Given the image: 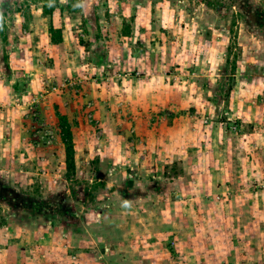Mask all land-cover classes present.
<instances>
[{
  "label": "rangeland",
  "instance_id": "1",
  "mask_svg": "<svg viewBox=\"0 0 264 264\" xmlns=\"http://www.w3.org/2000/svg\"><path fill=\"white\" fill-rule=\"evenodd\" d=\"M68 1L0 0V75L15 70L5 81L0 76V166L5 169L0 174L7 193L0 198V237L9 232L3 228L9 225L5 216L20 212L14 188L21 184L28 197L25 211L43 202L33 196L66 206L71 217L66 252L43 248L48 246L39 240L30 250L0 251V264H6L3 258L8 264H264V0H72L73 11L45 14V4L53 9ZM139 11L152 21L144 22L151 48L143 50L158 52L161 75L171 88L166 98L171 96L174 105L155 112L162 118L127 111L125 122L98 121L87 102L78 101L79 91L67 86L69 75L62 77L60 71L67 58L76 60L69 67L73 72L80 68L77 60H88L92 39L102 30L118 38L109 44L113 51L130 52L131 41L120 38L132 34ZM49 22L61 30V43H48ZM10 40L19 53L13 61L2 51L3 44L12 46ZM88 63L85 70L98 68L97 62ZM41 77L47 85L38 84ZM49 77L57 84H49ZM117 118L124 121L121 113ZM65 122L73 134L74 172L66 165ZM128 147L139 154L126 161ZM21 148L53 150L56 178L44 179L49 174L38 171L42 175L32 187L20 182L14 168L30 158ZM123 162L132 165L119 168L121 185L140 176L139 184L159 186L154 199L169 220L165 227L175 233L166 231L160 245L146 235L138 243L135 239L136 246L113 253L92 246L78 257L77 239L89 234L85 226L97 233L110 227L100 219L83 225L81 202L107 195L106 184L97 179L110 177L109 168ZM49 181L53 185L45 188ZM146 186L149 200L151 187ZM149 209H141L147 220L135 222L151 225Z\"/></svg>",
  "mask_w": 264,
  "mask_h": 264
},
{
  "label": "crops",
  "instance_id": "2",
  "mask_svg": "<svg viewBox=\"0 0 264 264\" xmlns=\"http://www.w3.org/2000/svg\"><path fill=\"white\" fill-rule=\"evenodd\" d=\"M140 7H142V5H140ZM118 18L119 17L117 16V19ZM134 22L135 24H133L132 34L130 36L123 35L120 38L122 41L128 40V43L131 41L132 46L130 48V52L123 51L118 54L113 51V48L109 44H113L116 41L115 38L117 37L112 35L104 36L102 34L106 30H102V34H98V36L93 37L92 39L91 47L93 52L87 53L89 54L87 58L88 60L85 62L77 60L80 63H77L80 68L73 72L74 70H71L69 67L76 60H70L67 58L65 63L66 66H63V70L60 71L62 77L64 74L69 75L66 77V81L68 82L67 86L73 87V90L76 88L77 92L79 91L81 99H78V101L80 103L81 100H83V102L85 101V103L87 102L88 111H91L90 115L96 117L98 121L107 120L109 123L119 121L125 122L127 121V111L133 115H144V117L148 119H151L153 116L162 118L159 117V113L156 114L155 112H159L160 107H164L166 104L174 105L171 104L174 103L171 99V96L166 98L165 91H170L171 88L167 84L165 77L161 75L162 68L160 65V60L157 58L158 52L152 55L150 54V51L145 53L143 50L144 47L148 49L151 48V40H147L148 33L146 32L148 31L143 30L149 28V25L147 23L144 24V22L152 21L144 17V15H142L139 11V17H136ZM50 23L51 22H49V25ZM120 23L121 25L123 24L122 22ZM37 34L39 33L36 31L35 35ZM35 37L37 40V36ZM39 38H44V36H39ZM10 41L11 44L13 43L12 46L3 44L2 51L3 54L5 52L7 55L10 54L8 60L13 61L14 59L16 60L15 57L18 56L19 53L15 50V43L12 42V40ZM47 41L50 43L51 39L48 38ZM123 44H125V42H123ZM136 44H139L142 47L141 50L143 51L136 50ZM124 46L125 45H123V48ZM128 46L129 45H127L126 48ZM155 49L156 47L153 49L154 52L157 51ZM40 54L41 53L38 55ZM91 54L92 57L89 58ZM65 59L66 58L63 57V60ZM90 59H92V61ZM94 61L98 64V68L95 70L96 72L90 67L85 70L86 63L90 62L88 64L92 66V62ZM121 64H123V66H121ZM12 71L14 73L15 70ZM12 71L9 69L7 70L8 74H1L0 76H4L5 81V77H13ZM44 73L47 72L44 71ZM60 73H56V77H58ZM31 75L36 76V73L34 72ZM18 76H16V80L19 81L20 78ZM45 79V77H41V82L38 84L47 85L43 83ZM4 81L2 80V77H0V82ZM56 81L57 80L54 78L51 79L49 77L48 79L49 84L50 82L57 84ZM34 83L37 84V81ZM62 85L65 86L66 83H62ZM2 86L6 89L8 87L6 84H3ZM55 89L56 86H53V90ZM82 105L84 104L79 105V107H82ZM142 105L146 107L144 108ZM0 107H3L1 100ZM137 107H139L142 112L136 111L135 109ZM118 113H121L124 121L122 118H117L116 120L114 119V116H116ZM146 136L148 137V135ZM149 137H153V135L149 134ZM1 151L2 150H0V155H2ZM24 153H27L30 158L26 160V164H21L14 168V172L17 173L18 180L20 182L25 181V183H29V186L32 187L31 185L34 183V181H37V176L42 175L38 171H43V175L49 174L48 177L43 176L45 177L44 179H48L49 177L56 178V174L54 173L56 166L53 150L42 152L40 150L31 148L25 149ZM125 153L127 155V159L125 158L126 161H128V157L139 154L134 152V148L132 147H128V149L125 150ZM162 153V151L159 152L160 155H162ZM64 155L65 154L63 153V165L65 161ZM41 157L43 161H47L40 162ZM30 160L34 162H30ZM129 163L123 162V164H116V166L113 168H109V173L111 174L110 177H101L97 179L98 181L106 184L108 189L107 195H104V197L101 196L102 198H98L97 196L92 198L90 197V199L83 200L81 202L82 209H80L79 212L81 216L80 222H83V225L84 223L88 224L92 221H96V219H100L101 221L108 220L110 227L104 226L101 232L97 233L90 232V230H88V228L85 226V231L89 232V234L87 235L83 233L79 236L80 238L78 237L77 239V244L79 245L77 248L78 252H80L78 257L81 256V252H85L87 248L92 246L100 245L101 248H105V250L111 253L115 252L114 250L117 248L119 249L123 246H136L135 239H138L136 242L138 243L141 237L146 238V235H148L149 238L155 237L156 244L160 245L166 234L175 233V231H169L167 226L165 227V223L169 222V220L165 222V212L158 209L157 202L154 199V197H158L160 195L158 191L159 186L155 185L154 182H150V184H139L138 181L140 176L133 178V182L128 180L129 182L126 184L127 186L121 185L122 183L120 182L121 175L119 174V168L123 169L128 166L130 167L132 162ZM43 165L44 168H41ZM4 170L5 169L3 168L2 171V167L0 166V172H5ZM5 183L6 179L0 174L1 189L4 187ZM52 185L53 183L51 181H49V183L45 182V188L48 186L51 187ZM146 185L151 187L149 200L146 198L144 191L145 187H147ZM22 188L23 184H21V188L20 186L14 188V191L17 190L19 192L16 195L19 196L17 203L20 208V212L17 214H10V216H5V218L8 219L9 225H4L3 228L6 229L5 231L9 232H2L4 233L3 238H5L2 239V236L0 237V244L2 245L0 246V251L8 252L17 246L22 247V249L30 250L33 248V244L36 241L43 240L45 245L48 246L43 248H50L51 250L58 249L63 253L66 252L65 249L68 248V243L70 241L69 229L66 227H69V218H71L67 207L61 206V204L57 205L56 203L49 201L48 198L35 199L31 194L32 200H43V202H41L40 206L31 204V210L27 212L24 209H26L25 204L27 203L25 201H27L26 199L28 197H26L27 194L24 193V188ZM1 189L0 198H4L7 193L4 192L5 188H3V192ZM8 190L12 191L10 189ZM114 195L115 197L113 198ZM119 198L123 199V201H120ZM151 201L156 203L152 204ZM122 208H124L123 211L121 210ZM147 208H150L148 213L153 216L152 220H154V222L151 225H140L138 222H135V220H147L148 215L141 211V209L146 210ZM132 209H135L136 214L139 213V215H136L135 211ZM115 210H118V212H115ZM1 219L2 215H0V220ZM11 219H13V224L9 223ZM44 221H47L45 222L47 223L45 226L42 225ZM59 224L60 226H58ZM166 231H168V233H166ZM17 239H21V241ZM145 240L147 242L149 241V239ZM35 249L36 248H34V250ZM3 259L6 260V264L9 263L6 258ZM35 261H38L37 257L35 258Z\"/></svg>",
  "mask_w": 264,
  "mask_h": 264
},
{
  "label": "trees",
  "instance_id": "3",
  "mask_svg": "<svg viewBox=\"0 0 264 264\" xmlns=\"http://www.w3.org/2000/svg\"><path fill=\"white\" fill-rule=\"evenodd\" d=\"M72 0H69L65 5H58L56 8L48 9L47 4L44 6V12L47 15L54 16L56 14L63 15V12L65 10L67 11H73L71 7ZM50 34H51V40L52 43H61L63 41L62 38V32L60 29H56L53 25V22L50 23ZM58 35L59 37L57 38ZM66 129V135L64 137V141L66 144V165L68 172L75 171L76 170V163H75V146H74V140H73V134L69 128V124L65 122V128Z\"/></svg>",
  "mask_w": 264,
  "mask_h": 264
}]
</instances>
